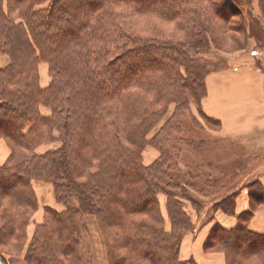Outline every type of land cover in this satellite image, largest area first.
Here are the masks:
<instances>
[{
	"label": "trees",
	"instance_id": "trees-1",
	"mask_svg": "<svg viewBox=\"0 0 264 264\" xmlns=\"http://www.w3.org/2000/svg\"><path fill=\"white\" fill-rule=\"evenodd\" d=\"M14 1L24 3L22 18L6 13L0 0V55L7 59L0 68V139L10 148L0 165V244L23 236L25 242L38 208L33 184L40 182L52 186L62 208L44 206L45 218L34 223L25 255L30 253V264H81L89 217L96 220L107 264H197L181 260L179 249L183 234L195 228L184 203L194 209L201 203L183 179L181 187L172 185L182 188L181 203L162 188L165 181L177 184L166 169L164 147L156 165L145 167L134 145L158 143L163 130L181 131L184 110L196 121L191 104L208 126L220 128L201 103L207 76L222 68L217 58L197 55L226 42L245 44L247 21L237 1L50 0L48 9H35L47 0ZM68 30H76L75 37ZM185 49L197 55L188 58ZM130 54L148 61L159 55L162 63L126 80L121 70L134 62H116L132 60ZM43 61L50 75L45 87L39 77ZM173 101L180 112L149 137ZM123 132L132 145L122 140ZM247 190L250 207L238 224L227 230L215 223L203 243L205 252H224L226 264H264V233L247 226L264 205V189L256 179ZM158 192L167 195L165 214ZM228 195L224 203L215 199L212 209L234 215L237 194Z\"/></svg>",
	"mask_w": 264,
	"mask_h": 264
},
{
	"label": "rangeland",
	"instance_id": "rangeland-1",
	"mask_svg": "<svg viewBox=\"0 0 264 264\" xmlns=\"http://www.w3.org/2000/svg\"><path fill=\"white\" fill-rule=\"evenodd\" d=\"M236 1L240 6L243 12V16L246 18L247 21V38L245 44H242L240 47H238L235 44L226 42L224 47L212 46L214 50H210V53L207 54H204L201 51L200 55H197L192 50H189L187 52L185 49V52L187 54L186 57L193 58L197 55V58L198 56H200V58L206 60H211L212 58H214L213 60H215L217 58L218 66L222 69L232 66L236 63H245L246 60H249L251 63V69L255 71L259 70L262 72V74H264V36L257 33V31H260V33L262 32V27H260L258 19L254 18V13L249 7L250 0H235V2ZM13 4L15 5L12 6ZM50 6L51 2L50 0H47L40 6L35 7V9H48ZM2 7L6 13L8 11L9 13L15 15V19H18L20 17L22 18V16H24V3H16V1L14 0H3ZM26 8L29 9V7ZM231 21H235V18H233ZM141 23L142 22H139L137 24ZM251 26H254V28H251ZM76 30H74V32L73 30H68V32L69 34H72L73 37H75L74 33L76 32ZM171 32L174 33L175 31L171 30ZM151 35H153V32H151L148 36ZM187 46L188 45H186V47ZM128 56L132 60L122 61L120 59L118 62H116L119 66L120 64L124 65L126 63H129L130 65L134 62V67H131L129 69L121 67V77L126 78V80L144 73V69H148L149 66L152 64L161 65L162 63V57L159 55H156L155 59L152 61H148L146 57H142L141 54H138L137 58L135 59L134 54H130ZM6 62L7 59L3 55H0V68L3 67ZM180 70L182 72L185 71L184 64L181 65ZM39 77L40 84L42 86L45 87L46 85H48L50 81V75L48 65L45 61L40 62L39 64ZM205 98L206 96L203 98L202 103ZM175 102L176 101H173L168 105L166 115L161 121H159L157 126L153 128L151 133L148 135L149 137L158 135L161 130V127L165 124L167 119L173 116L172 114L180 112L177 110L175 111V108L177 106ZM190 109L194 114L196 121H193L185 110L182 111L183 115L178 118V120H180L182 128L181 131L174 129L171 132L168 131V133L166 134V132L163 130L162 132L164 134V139L159 140L158 143L152 142L151 144H146L144 147L136 144L134 146H137L138 149L141 151V162L145 167H154L156 165V161H158V159L161 157L162 152H165L164 149L167 150L168 153H163V157L169 156V164L166 169H170V172L166 170L165 171L166 173H171V176L173 175V177L176 178L175 182L177 184H172L171 182L166 183L167 181H165L163 183L164 185L162 186V188L166 192L171 194L176 200H179L178 202L181 203V201H183L181 200V198H184L182 197V188L176 189L172 185H179L181 187V180L183 179V181L186 183V190L190 192L195 198H197L196 200L201 203L199 204L200 206L198 205L197 208L194 209L188 202H185V208L190 213L196 212L198 218L200 219L199 221H202V223L204 224L211 222L214 219L216 211L212 209V204L217 201H214L215 199H219L220 203L227 202L230 198V196L228 195L229 193L233 192L237 194L236 196H238L244 188H247V186H250L255 183L257 173L261 172L264 169V153L252 152V149L245 147L241 143L237 144L236 142H232L230 137L222 135L221 120L209 116L204 112L207 116L212 117L213 119H216L220 122L219 129L214 126H208L205 120H203L200 116V112L198 111L197 106L191 104ZM127 134V132L122 133V140H124L126 144L129 143L130 145H132ZM210 163L213 164L215 167L211 166ZM178 167L180 168V170ZM198 170L200 172H198ZM186 171L188 172V175H186ZM205 171L209 174V176L204 175ZM193 172H196L197 175L199 174V178L193 175ZM179 174H184L185 178H182V176H180ZM231 175L233 176V178H231ZM209 179L216 181L219 180L220 184L219 182H217L216 185L219 184L220 187L219 185L218 187H216V185L210 184L208 182ZM230 179L232 180L229 182L228 180ZM40 185H44V183H40ZM46 185H49L51 187L50 184ZM167 185H169L168 188H166ZM207 192H209L210 194L208 195ZM157 195L161 210L163 214H165L167 195L165 196L164 193L159 192ZM184 200L186 201V199ZM39 203L40 202L37 198V204ZM39 210L40 209L38 207L33 212L32 216L36 218V215L38 214L40 215L41 220H43L46 214L44 210ZM90 218L93 217H89V219ZM165 221V226L167 229H169L170 223L167 216L165 217ZM29 225L26 230L25 242L23 236L22 240L18 242H9L6 245L0 244V264H30L28 262L30 258V253L27 258H25V255H27V249L31 242L35 226H32L33 231L31 237H29ZM185 234L186 233H184L182 236L180 249ZM83 238L84 240L81 242V248L85 252V257L83 258V256L81 255V264H83V261H85L86 264H90L92 260V244H90L89 235L86 237L83 236ZM239 246H241V244H239ZM104 253L107 256L106 249H104Z\"/></svg>",
	"mask_w": 264,
	"mask_h": 264
},
{
	"label": "crops",
	"instance_id": "crops-1",
	"mask_svg": "<svg viewBox=\"0 0 264 264\" xmlns=\"http://www.w3.org/2000/svg\"><path fill=\"white\" fill-rule=\"evenodd\" d=\"M249 7L254 13V18L258 19L259 25L262 27V32L257 31V33L264 36V0H250ZM245 63H236L208 75L206 78L207 93L202 108L207 115L221 120L222 135L230 137L232 142L241 143L252 149V152L264 153V74L259 70L251 69L249 60H246ZM43 149L44 147L39 148L40 151ZM9 154L10 148L7 142L0 139V165L7 161ZM256 179L264 189V169L257 173ZM33 187L40 202L38 204L39 211H42L44 206H50L56 210L62 208L55 202L52 186L40 185L35 182ZM249 207L248 190L244 188L236 197L234 215H228L218 210L211 222L203 224L202 221H199L198 215L193 212L192 219L195 228L184 235L180 259L194 258L197 264H226L224 252L220 250L205 252L203 243L215 223L227 230L232 229L238 224L239 215L248 211ZM39 221L41 218L38 214L36 218H32L28 229L29 237L33 231L32 226ZM247 226L252 232L264 233V205L255 209ZM87 227L90 244H92L90 264H107L105 247L93 218H88ZM81 255L83 258L85 257L82 248ZM83 264H86L85 261Z\"/></svg>",
	"mask_w": 264,
	"mask_h": 264
}]
</instances>
